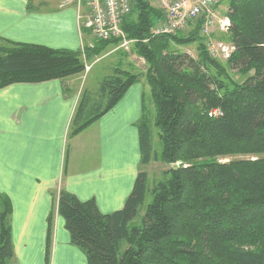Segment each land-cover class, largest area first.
Listing matches in <instances>:
<instances>
[{"label":"trees","instance_id":"trees-1","mask_svg":"<svg viewBox=\"0 0 264 264\" xmlns=\"http://www.w3.org/2000/svg\"><path fill=\"white\" fill-rule=\"evenodd\" d=\"M226 16L225 39L234 51L223 65L199 41L200 21L189 25L187 36L155 35L164 14L149 0H131L122 30L135 41L145 70L138 76L115 69L84 92L69 128V136L83 131L143 78L149 96L142 95L137 124L139 171L123 207L102 214L94 199L58 195L56 213L86 264H264V0H230ZM197 41L195 58L179 50ZM97 49L58 51L0 40V89L79 75L83 52L88 57ZM231 71L243 80L233 81ZM152 161L180 165L148 189L141 168ZM147 193L151 203L144 207ZM141 212L140 225L130 226ZM11 214L0 193V264L14 259ZM50 257L49 239L45 264Z\"/></svg>","mask_w":264,"mask_h":264},{"label":"crops","instance_id":"crops-1","mask_svg":"<svg viewBox=\"0 0 264 264\" xmlns=\"http://www.w3.org/2000/svg\"><path fill=\"white\" fill-rule=\"evenodd\" d=\"M62 2L0 0V40L82 51L84 38L91 36L79 20L85 3L61 7ZM150 3L158 9L154 0ZM144 85L136 81L109 113L90 125L95 126L99 162L90 171L73 173L68 172V139L79 137L90 126L69 136L76 101L65 80L0 89V193L12 208L13 263L45 264L50 239V261L54 254V260L86 264L83 254L69 244L56 213L58 195L65 191L81 202L94 199L102 214L123 207L139 171L137 124ZM58 244L63 247L57 248Z\"/></svg>","mask_w":264,"mask_h":264},{"label":"rangeland","instance_id":"rangeland-1","mask_svg":"<svg viewBox=\"0 0 264 264\" xmlns=\"http://www.w3.org/2000/svg\"><path fill=\"white\" fill-rule=\"evenodd\" d=\"M153 1V0H152ZM151 2V0H150ZM230 0H221L218 14L219 17L222 18L226 16L228 11V4ZM153 6V5H151ZM156 7V6H155ZM162 20L157 23L154 27V30L160 28V24ZM193 29V27H191ZM191 28L188 27L184 33H181L183 36H187L191 31ZM227 33H222L218 29H214L209 36H203L202 40L199 39L200 42L208 44L209 42L217 43L221 42L225 45H230L226 42L225 37ZM85 46L84 50L89 48V50L95 51V48H98V53H93L92 55L83 52L82 62L84 65L83 72L79 75L72 76L70 78H66L65 85L68 87L70 96L75 97L76 104L81 99L82 95L86 91L97 89L99 83L107 76L111 75L115 69H120L121 71H126L129 74H134L141 76L145 70V61L140 56H138L135 49V41L134 40H126L130 41V44L127 45L126 48L120 47V42L118 44L110 43L108 45H103L98 43V41H94L92 37H85ZM198 41L187 46H181L179 50L185 52L189 56L195 58L197 55L196 47L198 45ZM207 48V46H206ZM224 65L226 60L217 59ZM229 77L236 82H240L243 80L242 74H237L235 71H231L229 73ZM143 81V78L140 79ZM145 86V93L147 96L148 88ZM147 110L150 109V115L152 118V109L148 102L145 103ZM95 126L89 127L79 137L72 139L69 137L68 146H69V162H68V172H86L94 169L96 164L99 162V147L98 143L95 140ZM153 133V151L155 150L157 153L160 151V144L156 138V129H152ZM225 162V161H224ZM180 163H175L171 165H166L161 163L160 161H152L148 166L141 168V170L145 171L148 174L149 181L147 183L148 189L151 188V184L164 179L163 173L170 168H177ZM151 203V196L147 193L145 198L144 207ZM142 219V212L130 223L131 225H140ZM61 244H58L57 248H62ZM52 261L50 264H68V262H61L60 260H54V254H52ZM14 261L11 262V264Z\"/></svg>","mask_w":264,"mask_h":264},{"label":"built area","instance_id":"built-area-1","mask_svg":"<svg viewBox=\"0 0 264 264\" xmlns=\"http://www.w3.org/2000/svg\"><path fill=\"white\" fill-rule=\"evenodd\" d=\"M85 3V14L79 16L82 26L90 31L98 42L119 40L120 47L126 48L130 41L122 30V23L131 11V0H63L61 7ZM156 7L164 14L160 28L155 35H176L184 33L190 24L200 21V33L209 36L216 28L228 33L230 20L219 17L221 0H154ZM208 55L213 59L228 60L233 53L232 45L221 42L206 44ZM127 49V48H126ZM214 115L218 112H213Z\"/></svg>","mask_w":264,"mask_h":264}]
</instances>
